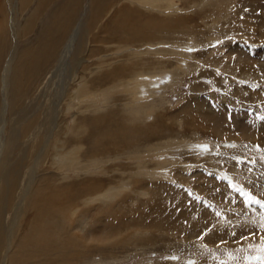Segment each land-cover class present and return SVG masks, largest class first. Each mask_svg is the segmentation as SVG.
I'll return each instance as SVG.
<instances>
[{"label": "rangeland", "instance_id": "374dc122", "mask_svg": "<svg viewBox=\"0 0 264 264\" xmlns=\"http://www.w3.org/2000/svg\"><path fill=\"white\" fill-rule=\"evenodd\" d=\"M68 1L57 0L41 13L52 17ZM173 1L175 7L160 2L150 5L140 0L107 1L109 5L100 21L101 28L93 30L94 37L100 36L94 39L100 54L92 56L89 53L85 58L92 68V73L86 74L98 85L97 89H101L98 91L111 87L100 98L97 93L88 94L97 114L82 108L83 112L75 119L68 115L72 130L76 120L84 125L83 129L79 126L77 132L66 135L68 139L79 140L82 149L76 156L72 154L57 162L50 159L61 175L56 185L52 181L48 191H41L37 199L51 212L62 210L63 219L40 216L39 222L55 236L59 230L51 222L68 224L74 221L76 212L72 204L63 202L67 198L64 192L67 188L108 182L117 188L106 195L105 202L110 206H116L121 200L125 202V192L140 191L136 181L145 182L149 188L140 191V196L129 195L128 201L115 209V217L110 216L109 227L100 231L97 250L89 256H81L78 261L73 260L72 264H264V0ZM92 2L82 0L77 14L63 12L78 15L75 24H81V36L88 35L94 28L89 21ZM35 4L36 1L21 14L22 25L33 14ZM7 7L10 10L11 5L8 3ZM123 9L133 13L127 12L126 19L138 24L137 32L154 35L158 43L149 45L137 40L132 44L128 33L105 37L109 34L105 30L112 28ZM42 18L39 17L38 23ZM35 29L27 41L35 39L40 25ZM17 33L15 27L10 28L11 47L7 61L20 49ZM106 39L111 41L106 42ZM88 48L92 50V46ZM159 50L166 53L157 54ZM173 50L176 52L168 54ZM81 57L84 55L79 54L77 59ZM178 59L182 64H178ZM55 61H50L53 66ZM102 61L106 63L100 65ZM134 62H138L143 72L137 82L139 86L135 80L124 86L111 83L104 86L111 80L104 79L103 75L122 66L136 65ZM158 65L163 66L162 69H152ZM4 67L0 66V81ZM177 68L175 73L160 74L152 88L155 90H129L132 84L134 89L136 85L138 89L150 86L147 72L151 78V70L172 72ZM1 96L0 91V100ZM4 109L10 120L8 103ZM83 114L91 119H113L114 124L109 123L108 128H115L118 133L132 131L133 140L119 145L121 150L117 149L118 145L109 144V154L101 155L104 159L96 162L88 157L89 142L100 138L101 133L92 130L95 120L89 124L87 116H81ZM84 118L88 120L85 122ZM157 120L171 130V136L167 138L162 134L155 140L144 141L143 137L149 134V124ZM14 126L6 125V137ZM170 138L173 139L170 145L159 143ZM148 144H158L149 152L159 153L143 152ZM11 150L8 146L6 154ZM127 151L133 153L121 157L115 154ZM4 157L2 153L1 167L14 159L13 155L7 160ZM161 159H169L170 164L156 170L157 164L142 166L144 170L138 171L141 176L137 174L131 181L125 180V185L114 183L119 174L111 172L113 166L124 164L128 169L133 167L130 163L145 164ZM107 161V164L102 163ZM62 189L64 193L58 198L47 203L43 201L52 191ZM75 194L78 199L80 193ZM97 213L96 210L93 216ZM35 216V213L29 215L26 221L29 228ZM111 234L116 237L112 238ZM79 244L76 246L73 241V247H55L59 260L65 257L62 264L80 249Z\"/></svg>", "mask_w": 264, "mask_h": 264}, {"label": "bare ground", "instance_id": "6f19581e", "mask_svg": "<svg viewBox=\"0 0 264 264\" xmlns=\"http://www.w3.org/2000/svg\"><path fill=\"white\" fill-rule=\"evenodd\" d=\"M35 1L36 4L33 14L26 20L27 23L22 25L20 20L21 14L35 3ZM107 1L110 0H93L91 4L92 15L89 21L94 28L88 32V35L84 34L81 36L79 35L81 24L79 22L75 24L78 15L71 16L63 12L74 11L76 14L79 13L81 9L78 6L82 0H69L66 5L62 4L52 17L43 15L42 13L46 7L52 6L57 0H10L9 2L7 0H0V66L2 64L5 66L0 81V91L3 96V98L1 96L0 100V107L2 108L0 118V157L4 153L6 160L9 155H13L14 158L6 161L3 167L0 166V182L2 183L0 185V264H62L61 262L65 257L63 256L59 260L54 249L57 245L59 247H66V249L73 247L71 245L73 241H76V246L80 243V249L68 258V262H64L63 264H72L73 260L78 261L81 256H89L97 250V245L100 243L99 233L101 230L109 227V218L110 216L115 217V209L124 205L128 201L129 195L140 196V191H146L149 188L145 182L136 181V186L141 188V190L138 191L135 189L134 191L129 190L125 192V202L121 200L116 206H110L109 202H105L107 201L106 195L110 191L117 189L116 186H111L108 182L105 183L109 184V187L105 186V183L104 185H100V182H94L80 184L71 189L67 188L64 191L67 198L63 202L66 205L68 201L72 204L76 212L74 221L68 224H63L58 221L51 222L59 230L55 236L39 222L40 216H50L57 220L63 219L62 210L51 212L49 207L41 205V202L37 199L41 191H48L52 181L56 185L61 175L60 170L54 168L55 166L51 160L57 162L72 154L76 156L82 149L79 145V140L68 139L66 135L70 132H77L79 126L83 129L84 125L76 120V127L72 130L69 125L70 119L68 120V115H70V118L75 119L77 114L83 112L82 108H85V112L91 111V113L97 114L98 110L94 108L95 103L90 102L88 94L91 92L93 96L97 93L100 98L104 94V91L111 87H105L102 91H98L101 89H97L99 88L97 87L98 85L86 74L92 73V68L88 66L86 60L88 54L90 53L92 56L100 54L95 45L97 42L94 41L96 37L100 36L95 35L94 37L93 30L98 26L101 28L102 23L100 21L109 5ZM140 1L150 5H154L157 2L166 3L168 7H172L175 4L173 0ZM8 3L11 5L10 10L7 7ZM127 12L129 10L123 9V13L115 19V24L112 25V28L105 30L109 32L105 37L128 33L130 35L129 41L132 44L137 43V40L143 44H154L151 42H156L155 36L145 35V32H137L136 26L138 24L126 19ZM40 16H43V18L38 23ZM39 25L40 29L35 39L33 41H27L26 38H29ZM14 27L18 32L20 49L19 51L15 50L16 55L7 61L6 55L8 49L11 47L9 37L10 28ZM69 32H71L70 35H68ZM154 33L156 34V32ZM105 41L110 42L111 39H106ZM88 46H92V50H89ZM175 52L173 50V52H169L168 54ZM164 53H166L165 50H159L157 52V54ZM79 54L84 55V57L77 59ZM5 60L7 61V65H5ZM51 60H56L54 66L51 64ZM178 60V64H182L181 60ZM103 63L105 64L106 62L102 61L100 65ZM162 67L158 65V67L154 66L152 69L158 70L162 69ZM154 70L150 71L151 78L147 72L149 79H151L147 84L150 86L143 84L144 87L141 89H138L140 84L138 85L137 82H140L139 79L142 78L140 76L143 72L138 62L136 65L122 66L117 71L103 75L104 79L111 80L104 86L110 83L116 86H124V84L129 85V83L135 80L138 86L136 85L137 88L134 89L133 84L130 85V91L137 90L139 92L142 89L155 90V88H152L156 85L155 80H159L158 76L160 74L163 72L172 74L177 72L179 68L172 72H154ZM46 73L47 77L44 76ZM43 78H45V84L43 83ZM79 81L85 84H80ZM135 97L137 99L139 98L137 96ZM132 100V103L137 105L138 102H135L134 99ZM7 103L9 104L10 120L5 116L6 111L4 106H7ZM85 115L83 114L81 116ZM87 118L90 121L88 122L89 124L92 123V120H95L94 124L92 123L94 125L92 130L95 129V132L101 133L100 138L93 139L94 141L92 140V143L91 141L89 142L91 146L89 147L90 153L88 157L94 158L96 162L104 159L100 157L101 155L109 154V144L114 143L118 145L117 149L121 150L122 148L119 145H125L126 142L129 143L133 140L134 132L132 131L127 130L118 133L115 128L110 130L108 124H114L111 118L102 117L91 119V116H87ZM87 118H84V121L88 120ZM116 122L118 123V121ZM7 124H15V126L12 128V132L6 137ZM161 124V120L150 123L149 134H146L143 140L146 142L152 141L162 134H165L169 138L171 136V130ZM136 134L138 135V132ZM104 140L106 141L104 142ZM172 141L173 139L170 138L159 143L170 145ZM158 144H148L143 152H149L151 149L158 147ZM8 146H11L12 150L6 154ZM126 153L133 152L127 151L115 154L121 157ZM157 153L159 152H149L150 155ZM133 156L137 157V155ZM152 161V163L147 162L145 164H141L140 162L130 163L129 165L133 166L134 169L133 167L127 169L124 164L113 166L111 172L117 173V175L119 174V179L114 183L118 186L125 185V180L129 182L133 177L141 176L140 173L138 174V171L141 172L144 170L142 166L147 167L150 164H157V167H154L156 170L157 168H166L167 164H170L169 159ZM108 162L102 163L107 164ZM45 165H48V167H42ZM38 184H40V188H38ZM118 189L120 190V187ZM62 192L63 189L54 190L43 201L47 203L50 199H56ZM75 193L77 195L80 193L79 197L77 196L78 199H76ZM85 197H88V199H85ZM96 204L99 206H95ZM96 210L98 211L97 216H93ZM32 213H35L36 216L30 223L29 228L26 221ZM135 218L137 219L136 216ZM59 225L61 226L58 227ZM128 231L129 229L125 233ZM129 236L131 237L132 234L130 233ZM111 237H116V235L111 234Z\"/></svg>", "mask_w": 264, "mask_h": 264}, {"label": "snow or ice", "instance_id": "6c2138e0", "mask_svg": "<svg viewBox=\"0 0 264 264\" xmlns=\"http://www.w3.org/2000/svg\"><path fill=\"white\" fill-rule=\"evenodd\" d=\"M258 203V201H256Z\"/></svg>", "mask_w": 264, "mask_h": 264}]
</instances>
